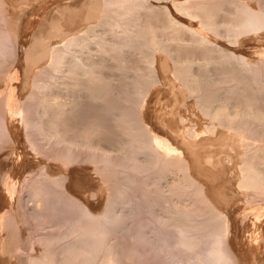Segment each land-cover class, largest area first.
Wrapping results in <instances>:
<instances>
[{
  "label": "bare ground",
  "instance_id": "obj_1",
  "mask_svg": "<svg viewBox=\"0 0 264 264\" xmlns=\"http://www.w3.org/2000/svg\"><path fill=\"white\" fill-rule=\"evenodd\" d=\"M1 18L0 264H264V0Z\"/></svg>",
  "mask_w": 264,
  "mask_h": 264
},
{
  "label": "rangeland",
  "instance_id": "obj_2",
  "mask_svg": "<svg viewBox=\"0 0 264 264\" xmlns=\"http://www.w3.org/2000/svg\"><path fill=\"white\" fill-rule=\"evenodd\" d=\"M19 19V18H18ZM18 19H13L11 22L9 21V22H7V20L6 19H3V18H1L0 19V26L1 27H7V28H9V31H11V39H12V42H13V44L12 45H14L16 42V47H17V44H18V42H19V39H20V41L22 42V49H21V51L20 52H22V53H20L21 54V58L20 57H17L13 52H15V46L14 47H12L11 46V44H10V46L12 47V48H14V49H12V48H9L10 46H8L1 54H0V84L2 83V77L3 76H5V75H3V73H5V74H7V72H11L10 70H12L14 67L13 66H17V65H19V63L20 64H22L21 62H25V60H23L24 59V56H25V52H26V49L29 47V45H30V43H31V38H29L28 36H30L31 34H32V32H33V30L35 29V27L37 26L36 24H34V27L32 26V28L30 27V28H27L26 30H23V32L21 31H19V30H17V28L19 29V27H20V25H19V23H18ZM17 20V21H16ZM8 25H7V24ZM11 23H12V25H11ZM21 23V22H20ZM19 25V26H18ZM6 28V29H7ZM18 31H19V33H18ZM16 32V33H15ZM18 34H20L19 36L20 37H18ZM23 34H25V36L23 35ZM15 35H16V37H15ZM22 36V37H21ZM24 36V37H23ZM27 37L31 40H26L27 39ZM16 38V39H15ZM25 38V39H24ZM18 39V40H17ZM23 39V40H22ZM14 40V41H13ZM11 42V41H10ZM11 42V43H12ZM25 42V43H24ZM29 44V45H28ZM28 46V47H27ZM9 50V52H7ZM11 50H13L12 52H10ZM25 51V52H24ZM246 52L247 51H245L244 53L246 54ZM247 55H248V52H247ZM12 56V57H11ZM16 58H15V57ZM23 57V58H22ZM18 60V61H17ZM16 61L18 62V63H16ZM12 66V67H11ZM9 68H11L10 70H8ZM3 72V73H2ZM4 81H5V79H4ZM4 84V83H3Z\"/></svg>",
  "mask_w": 264,
  "mask_h": 264
}]
</instances>
